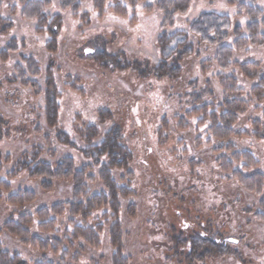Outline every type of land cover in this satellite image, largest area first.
<instances>
[{"label": "rangeland", "instance_id": "374dc122", "mask_svg": "<svg viewBox=\"0 0 264 264\" xmlns=\"http://www.w3.org/2000/svg\"><path fill=\"white\" fill-rule=\"evenodd\" d=\"M233 1L264 10V0H191L188 12L176 17L174 28L165 30L164 17L156 8L146 12V7L155 6L158 0L135 8L124 0H107L102 17L92 2L83 3L80 15L75 16L62 11L60 1H53L45 15L49 23L56 17L60 21L45 26L43 32L39 21L21 17L20 0L2 1L0 18L11 22L13 28L5 30L0 25V53L11 39L17 40L20 49L6 60L0 58V183L10 185V190L0 187V240L5 250L21 255L31 264L40 261L37 249L25 247L2 232L3 226L22 215L35 217L40 208L71 197L68 184L44 192L42 180L31 179L26 172L9 179L21 157L39 148L46 153L54 150L55 160L72 157L78 169L91 167L89 174L98 182L102 167L110 165L109 159L104 156L96 164L89 158L93 154L86 151L91 146L82 135L95 126L101 140L112 130L122 133V145L132 159L127 169L114 168L111 172L119 187L131 193L120 201L118 214L105 208L90 219L76 218L75 224L82 227L98 231L101 226L99 245L73 236L74 224L68 210L57 220L53 233L40 232L39 222L34 219L30 230L33 237L51 242L59 239L60 251L69 254L67 264H264V231L253 219L254 207L264 198V189L260 195L245 192L220 172L218 164V158L229 157L231 146L239 152L252 153L260 162L258 168L245 175H264V99L260 101L252 93L256 82L246 80L237 70L225 73L237 78L250 108L233 126L237 135L222 140L212 136L208 123L202 125L201 118L187 115L202 104L217 107L223 103L217 78L222 72L216 66L206 74L201 72L202 62L213 60L214 49L201 50L200 56L195 50L185 62L187 71L175 91H190L187 87L192 80H198L202 88L209 81L214 96L195 107L174 92L171 95L169 78L147 73L143 67L135 69L132 64L123 69L120 58L106 59L107 55L118 57L125 53L129 59L148 60L158 66L176 47L171 46L163 55L158 46L160 37L164 33L187 32L203 13L227 15L233 27L244 28L248 19L239 16ZM118 4L124 7L125 16L115 12ZM85 14L88 19L83 17ZM189 42L197 43L192 37ZM20 55L32 56L40 64L42 76L33 80L41 90L39 96L15 82L14 69L23 66ZM234 61L264 63V48L237 51ZM49 102L57 106L56 126L47 122L52 114ZM102 113L107 116L103 122ZM42 158L49 160L46 154ZM95 186L90 185L92 194L104 190L99 182ZM24 191L36 194V202L25 207L10 206L9 198ZM201 225L219 235L218 249L203 258H190L191 243L187 246L182 241L186 238L180 228L198 233ZM58 257L46 255L55 262Z\"/></svg>", "mask_w": 264, "mask_h": 264}, {"label": "trees", "instance_id": "16d2710c", "mask_svg": "<svg viewBox=\"0 0 264 264\" xmlns=\"http://www.w3.org/2000/svg\"><path fill=\"white\" fill-rule=\"evenodd\" d=\"M2 1L0 0V10ZM53 1H60L61 10L71 12L75 16L80 15L83 3L92 2L100 17L104 16L107 3V0H20L22 6L21 17L26 21H39L43 31L45 26H53L54 22L60 21L58 20L59 17H56L49 23V19L45 15L46 10L52 6ZM146 1L150 0H124L132 8ZM232 3L238 6L239 16L244 15L248 19V23L244 28L241 26L233 27L232 20L227 15L203 13L190 24L187 32L177 31L170 35L164 33L160 37L158 46L161 48L163 55L171 46L176 44V47L173 54L161 61L158 66L152 65L148 60L129 59L125 53H121L118 57L107 55L106 59L120 58L119 62L123 64V69L130 68L129 64H132L137 67L135 69L143 67L147 73L154 72L158 77L169 78L171 82L169 81L170 89L168 87V90L171 95L174 92L175 95L185 98L187 105L195 107V104H201L206 97L214 96L213 87L209 81L202 88L198 80H192L190 86L187 87V90L190 89V91L185 93L175 91L181 87L183 77L187 71L185 62L194 55L195 50H198L197 55L200 56L201 50L210 52L214 49L213 60L203 61L201 72L206 74L214 66L222 72L217 75V78L224 95L223 103L217 107L202 104L199 107L192 108L187 112V115L189 118L195 116L201 118L200 124L202 125L208 123V130L213 137L222 140L232 139L237 135L233 130V126L238 122L240 115L249 110L250 103L243 99L244 92L239 88L237 78L234 75H226L225 73L237 70L246 80L256 82L252 93L260 101L264 99V63L234 61V54L237 51L248 47L264 48V10L256 8L254 5L244 3L237 5L234 1ZM190 4L191 0H158L155 6H147L146 12L152 13L156 8L164 17L163 29L166 27L174 28L176 17L186 14ZM116 6L115 12L118 15L125 16L124 7L119 4ZM83 17L88 19L87 14ZM0 25L5 30L13 28L11 22L2 18H0ZM189 37L195 39L197 43H190ZM181 38L183 42L179 41ZM51 50L54 51V47ZM19 51L17 40L11 39L6 44L4 51L0 53V58L6 60V56L17 54ZM20 60L23 66L17 65L14 69V75L17 76L15 82L35 95H41L37 82L33 81L42 76L40 64L32 56L24 57V55H20ZM48 91L50 92V90ZM48 106L49 112L52 114L47 122L50 126H56L57 106L52 102H49ZM103 115L104 113L101 114V122L107 118ZM112 131L107 133L103 140H101L99 129L95 126L82 132L85 142L91 146L86 151L87 154H93L89 158L94 159L96 164H100L104 156L109 159L110 165H104L99 174L98 182L104 189L99 194H92L91 192L90 185L96 187L95 185L98 183L96 177L89 174L91 167L85 166L78 169L72 157L55 160L57 158L56 152L50 149L47 153L42 148L36 149L30 154L25 153L17 163L13 173L9 174L8 178L13 179L18 174L26 172L31 179L42 180L40 187L44 192H52L59 184H68L71 187L70 199L68 198L50 207L40 208L35 213V217L22 215L17 221L11 220L3 226L2 232L18 239L25 247L37 249L41 255V260L35 264H67L69 254L65 250L60 251L62 248L59 239L51 242L33 237L30 230L33 227L34 219L39 222L38 230L40 232L53 233L57 220L63 217L66 210H68L69 216L72 218L71 223L74 224L73 236L87 240L90 245H99L101 226H99L98 231L92 227H82L75 224L76 218L90 219L93 213L105 208L118 214L121 207L120 201L131 193L127 188L119 187L111 172L114 168L127 169L132 159L131 154L122 145V133ZM229 152H231L229 157L218 158L220 172L226 174L229 181L235 182L245 192L260 195L264 189V175L258 172L253 175L244 174L246 171L258 168L260 162L256 160L252 153L247 151L239 152L230 146ZM45 154L49 158L47 161L42 158ZM2 170L3 164L0 162V173ZM128 176L131 177L132 175L129 173ZM0 187L10 190V185L5 182L0 183ZM36 200V194L24 191L11 196L8 203L14 207H25L33 204ZM253 219L262 226L264 231V198L254 207ZM201 226L202 231L198 233L190 232L188 227L186 229L180 228L181 235L187 239L182 241L187 246L191 243L190 254L188 255L190 258H203L209 252H215L218 249L216 237L219 235L212 231L208 232L205 226ZM47 254H56L59 256V261L55 262L53 259L46 258ZM0 264H31V262L24 260L19 254L5 250L0 240Z\"/></svg>", "mask_w": 264, "mask_h": 264}, {"label": "flooded vegetation", "instance_id": "af4514ba", "mask_svg": "<svg viewBox=\"0 0 264 264\" xmlns=\"http://www.w3.org/2000/svg\"><path fill=\"white\" fill-rule=\"evenodd\" d=\"M203 226H204V225H203ZM201 229H202V228H201ZM201 229H200V230H201ZM201 231H202V230H201Z\"/></svg>", "mask_w": 264, "mask_h": 264}]
</instances>
